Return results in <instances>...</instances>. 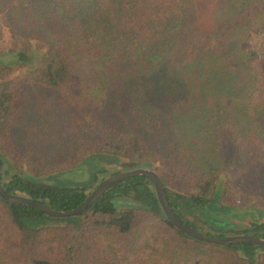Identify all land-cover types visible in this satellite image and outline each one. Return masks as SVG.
Wrapping results in <instances>:
<instances>
[{"label": "trees", "instance_id": "obj_1", "mask_svg": "<svg viewBox=\"0 0 264 264\" xmlns=\"http://www.w3.org/2000/svg\"><path fill=\"white\" fill-rule=\"evenodd\" d=\"M190 1L75 0L69 11L58 7L60 19L76 24L86 44L137 47L146 67L139 77H130L136 80L130 88L139 99L129 111L109 105L99 114L89 112L73 90L74 62L64 44L41 32L12 36L10 51L18 52L19 61L0 68L4 191L68 210L104 177L148 167L159 175L170 207L186 225L212 236L264 237V58L241 46L253 25L264 22V0H228L241 25L233 39L244 61L233 101L238 102V115L226 109L233 103L219 87L213 91L211 84L195 81L197 77L188 78L189 87L182 83L188 74L200 73L211 62L214 66L226 42L219 39L221 32H204L198 23L186 27ZM250 4L251 13L245 10ZM24 53L28 56L22 61ZM168 59L182 77H169L172 68L160 73L164 77H150ZM145 87L154 99L146 96ZM207 88L215 96L211 103L205 99ZM181 90L182 98L197 99L189 108L177 104ZM28 105L33 115L28 134L37 144H19L11 134L13 121ZM92 157L108 167L92 166L87 185L53 183L55 173ZM227 165L235 166V175ZM239 168L241 176L236 175ZM235 177L245 184L244 196L236 201ZM220 209L223 217L217 215ZM245 216L247 225L233 221ZM0 264H264V245L191 238L166 218L152 180L134 175L69 217H50L0 197Z\"/></svg>", "mask_w": 264, "mask_h": 264}, {"label": "rangeland", "instance_id": "obj_2", "mask_svg": "<svg viewBox=\"0 0 264 264\" xmlns=\"http://www.w3.org/2000/svg\"><path fill=\"white\" fill-rule=\"evenodd\" d=\"M75 0H0V68L14 66L19 61L17 51H10L13 46L12 36L21 37L26 33L29 38L41 32L46 38L60 41L67 48L71 59L74 62V84L73 90L77 95L80 104L94 114L101 113L106 106H113L125 111L133 109V102L139 99V94H135L130 88V84H135L136 80L130 77H139L140 72L146 65L140 63L142 56L136 53L137 47L131 43H125L116 47L91 46L82 41L76 24L67 21L63 22L58 15V7L63 5L67 10H71ZM27 3V5H25ZM44 4V6L42 5ZM193 9L188 11L186 27L189 29L195 23H198L201 30L220 33L219 39H226L224 47L217 53L218 61L211 64L200 73L188 74L184 77L182 83L188 85V78L197 77L195 81L199 83L211 84L214 90L219 87L222 94L228 98L229 103H233L236 97V86L243 77L242 69L244 61L239 55L236 42L233 40L238 35L237 27H240L239 21L235 18L234 6L228 0H191ZM246 12H252V4L245 7ZM245 12V13H246ZM246 20L248 15L245 16ZM223 19L224 22H223ZM233 21H236L233 22ZM264 22H257L248 31L246 42L241 45L243 51L255 49L262 54L264 58V30H261ZM38 27V28H37ZM51 37V38H50ZM22 61L27 59L28 54H22ZM151 61V60H150ZM149 61V62H150ZM173 59L164 62V66L152 73L150 77H164L162 73L168 68H172ZM175 67V66H174ZM169 77H182L180 69L171 70ZM149 84L148 77H144ZM192 80H194L192 78ZM205 80V81H204ZM197 84V83H196ZM179 89L178 84H174ZM136 87V86H134ZM137 88V87H136ZM205 99L207 103L214 101L215 96L207 88ZM196 91V90H195ZM146 96L154 99V96L144 88ZM191 93V92H190ZM181 90V99H177V104L181 108H189L195 97L183 95ZM238 102H234L226 109L232 110L239 114ZM25 112L17 117L12 123L11 134L14 141L19 144L26 142L36 143V139L30 138L28 127H30L32 107L28 105ZM82 107V108H83ZM249 134L253 137L251 131ZM29 135L30 141L26 138ZM225 160V159H224ZM226 161V160H225ZM230 162H228V165ZM240 163H237L239 166ZM98 168L108 167L107 163L101 162L98 158L92 157L89 162H85L76 168L55 173L53 183L64 186H81L87 185L92 177V166ZM226 166L228 170L233 171L234 167ZM241 165V164H240ZM111 168V167H110ZM109 168V169H110ZM243 169L236 170V175L241 176ZM233 192L236 201L241 198L243 192L241 187H245L243 182H238V177L232 178ZM242 185V186H241ZM244 193V192H243ZM237 210V209H234ZM217 215L223 217L224 211H217ZM232 217V216H231ZM241 226L247 225L248 216H245L241 222L234 219ZM8 257L10 253L5 252Z\"/></svg>", "mask_w": 264, "mask_h": 264}, {"label": "water", "instance_id": "obj_3", "mask_svg": "<svg viewBox=\"0 0 264 264\" xmlns=\"http://www.w3.org/2000/svg\"><path fill=\"white\" fill-rule=\"evenodd\" d=\"M1 168V159H0ZM134 175H146L153 184L158 202L166 216V218L180 231L184 232L188 236L194 239L206 241L208 243H215L221 245L234 244V243H253L256 245H264V237H258L254 235L246 234H231L223 237L212 236L206 233L197 231L190 226L182 222L173 212L167 200L163 183L159 175L151 168L148 167H136L133 169H127L104 177L94 189L86 196V198L74 208L68 210H58L51 208L40 201H36L30 197L15 193H7L3 190L0 184V197L9 202L21 203L30 206L38 211L43 212L50 217H69L81 213L87 209L99 196H101L111 185Z\"/></svg>", "mask_w": 264, "mask_h": 264}]
</instances>
